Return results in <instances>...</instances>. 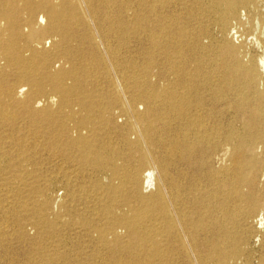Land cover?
Segmentation results:
<instances>
[{"label": "bare ground", "instance_id": "obj_1", "mask_svg": "<svg viewBox=\"0 0 264 264\" xmlns=\"http://www.w3.org/2000/svg\"><path fill=\"white\" fill-rule=\"evenodd\" d=\"M257 5L0 0V159L35 194L0 199V264L248 262L264 198ZM129 33L138 57L110 43ZM38 145L46 172L29 183Z\"/></svg>", "mask_w": 264, "mask_h": 264}, {"label": "rangeland", "instance_id": "obj_2", "mask_svg": "<svg viewBox=\"0 0 264 264\" xmlns=\"http://www.w3.org/2000/svg\"><path fill=\"white\" fill-rule=\"evenodd\" d=\"M261 1L262 0H258V5L256 6L253 15L254 17L262 18L264 16V0L262 1L263 3ZM237 29L239 30L240 35H243L244 33L249 34L252 31V21L250 20L249 23H247V20H243L242 23L237 27ZM110 43H113L116 47H118L117 50H119L121 53L125 51L133 58L138 57L141 48L137 34H133V33H129V35L126 36L125 42H123L122 46H120L118 42L114 40L112 41V39ZM251 52H253V54L254 53L257 54V51L254 48H251ZM135 61L136 63L140 62L139 59H136ZM21 122H22L21 120H18L17 124L23 125V122L22 123ZM10 133L12 132L9 131L7 127H2V129L0 128V144L4 142L7 143L9 142V140H11ZM24 134L25 131L23 130V132L20 131L18 135H24ZM32 140L36 141V143L38 142V144H40L41 142V138H36ZM35 150H36L35 154L33 152L29 154H33L34 159H36V161L39 162V168L35 170L31 167H28L25 170V174H27L26 180L29 183H41L42 178L46 172L45 165L43 163L46 157V153L43 150H40L39 145L36 147ZM12 168L13 167L7 166L5 159H0V190H1L0 199H4L7 196L12 197V199L15 197L19 199H27L35 196V194L27 190V187H25L26 189L23 188V186L21 185V181L15 176L16 172ZM261 184L262 183H258V189L263 191L264 183L262 184V186ZM50 188L55 190L57 186H55V184H52ZM60 191L61 190H59L58 193H60ZM263 200H262L263 205H261L260 208L258 209L259 211L257 210L256 212L257 215L255 213L254 217L251 218V220L249 219L248 221V222L251 221V223L248 226V230H249L247 234L248 239L246 243L243 245L244 253L246 254L248 262H245L244 258L243 260L242 258H240L236 261L235 264H264V203H263L264 201ZM252 223L254 224L252 225Z\"/></svg>", "mask_w": 264, "mask_h": 264}]
</instances>
